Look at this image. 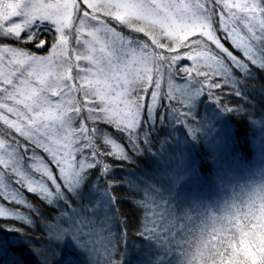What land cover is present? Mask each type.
I'll list each match as a JSON object with an SVG mask.
<instances>
[{"label":"snow or ice","instance_id":"obj_1","mask_svg":"<svg viewBox=\"0 0 264 264\" xmlns=\"http://www.w3.org/2000/svg\"><path fill=\"white\" fill-rule=\"evenodd\" d=\"M256 91L264 98V0H0V190L38 218L0 205L32 231L4 226L37 236L40 264H81L76 249L87 264H264V184L257 210L236 207L234 230L197 237L201 206L177 198L193 166L160 135L181 125L221 163L197 100L264 130Z\"/></svg>","mask_w":264,"mask_h":264},{"label":"trees","instance_id":"obj_2","mask_svg":"<svg viewBox=\"0 0 264 264\" xmlns=\"http://www.w3.org/2000/svg\"><path fill=\"white\" fill-rule=\"evenodd\" d=\"M228 46V45H226ZM237 56L240 54L237 52ZM242 58V57H241ZM227 91V90H226ZM254 104L256 111L264 107V98L256 91ZM196 103V114L206 120H210L215 132L219 134V142L216 150L221 163L210 160V147L204 140H194L181 125L175 129L171 126H161L160 135H172L180 141L178 145L171 147L182 148L193 166L192 174L181 184L177 190V198L181 203H196L201 207L197 210L199 220L196 222L195 236H199L200 228L205 230V238H210L214 229H232L234 224L230 220L235 218L236 207H242L247 211L251 203L255 205L254 210L259 207V189L264 184V130L259 124L252 125L246 117L235 112H225L214 100L200 97ZM229 107H235L241 102L236 97L224 100ZM259 119V116L252 117ZM150 165L152 159L144 157L142 163ZM120 174L117 173V176ZM108 179L111 180V177ZM116 183V181H112ZM26 200L40 211L46 212L49 206L36 195L23 191ZM114 196H126L125 188H114L111 190ZM9 207L16 204L0 201ZM235 206V207H234ZM128 217L135 223L136 212L130 204L120 205ZM26 216L37 220L28 209L17 206ZM5 224L13 227H23L25 231H32L30 226L11 218L5 220L0 218V250L5 255H0V264H7V259L16 258L24 261V264H40L39 257L35 254L30 244L39 245L40 241L36 235L27 236L25 232L15 231L5 227ZM39 235V232L36 233ZM131 235V231L129 232ZM217 235L221 233L217 231ZM193 239V237H189ZM71 241L65 243L69 247ZM77 255L81 256V264H87L84 256L76 249ZM61 260L63 257L61 256Z\"/></svg>","mask_w":264,"mask_h":264},{"label":"rangeland","instance_id":"obj_3","mask_svg":"<svg viewBox=\"0 0 264 264\" xmlns=\"http://www.w3.org/2000/svg\"><path fill=\"white\" fill-rule=\"evenodd\" d=\"M16 22H19V21H16ZM69 37H70V45H69V47H70V49H75V48L77 47V45H76V43H75V39H74V37L72 36L71 32L69 33ZM81 50H83V49H81ZM230 50H231V48H230ZM236 53H237V52H234L235 55H237ZM238 53H239V52H238ZM41 54H43V53H41ZM70 54H73V55H74V53H71V52H70ZM239 54H240V53H239ZM80 66H81V67H86V66H87V65H86V62H82ZM77 71H78V69H77L76 67H73V72H72L73 76L76 75ZM177 83H179V82H177ZM197 102H198V101H197ZM6 183H7V181H6ZM8 190H9V191H12V190H13V186H12L11 183L8 184ZM25 198H26V197H25ZM2 200H3V191L0 190V201H2ZM27 202H28V201H27ZM28 203H29V202H28ZM13 204H14V203H13ZM0 205H3L5 208L9 209L10 211H21L20 209H17V208H16L17 205H16V207H9V206H7V205H4V204L1 203V202H0ZM21 212H23V211H21Z\"/></svg>","mask_w":264,"mask_h":264}]
</instances>
